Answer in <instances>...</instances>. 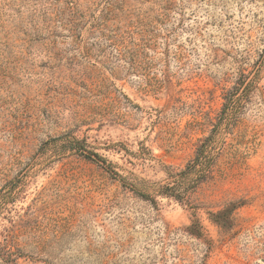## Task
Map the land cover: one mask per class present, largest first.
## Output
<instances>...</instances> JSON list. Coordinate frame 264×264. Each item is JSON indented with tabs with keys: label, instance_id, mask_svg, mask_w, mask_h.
Segmentation results:
<instances>
[{
	"label": "rangeland",
	"instance_id": "obj_1",
	"mask_svg": "<svg viewBox=\"0 0 264 264\" xmlns=\"http://www.w3.org/2000/svg\"><path fill=\"white\" fill-rule=\"evenodd\" d=\"M0 264H264V0H0Z\"/></svg>",
	"mask_w": 264,
	"mask_h": 264
},
{
	"label": "trees",
	"instance_id": "obj_2",
	"mask_svg": "<svg viewBox=\"0 0 264 264\" xmlns=\"http://www.w3.org/2000/svg\"><path fill=\"white\" fill-rule=\"evenodd\" d=\"M113 19L110 17L109 19H105L106 21ZM121 29V28H119ZM118 29V30H119ZM127 29V28H126ZM124 30L118 31L120 32L119 37L112 35L111 40L115 42L116 45H120L119 56L120 59H124L126 63L131 64L132 62L137 61L138 58L142 56L145 52H147L148 48H150V40L151 37L146 36L144 31H138L137 33L140 35L137 40H128V36H132L134 34V30ZM126 33V34H125ZM249 83L247 80L246 84ZM80 149L85 150L82 146H79ZM90 155L86 156L89 159L96 160L102 164H105V160L99 156L95 152H89ZM93 157V158H92ZM146 196V195H144ZM242 201H231L225 207L217 210L209 212V218L212 222H214L218 227L222 230L228 231L233 226V211L242 204ZM186 231L189 235H192L196 238L202 239L204 237V233L202 230V226L199 220L195 219L190 224L186 226Z\"/></svg>",
	"mask_w": 264,
	"mask_h": 264
}]
</instances>
